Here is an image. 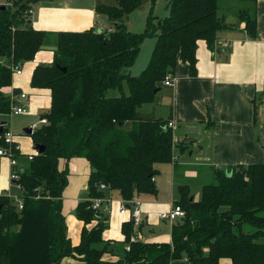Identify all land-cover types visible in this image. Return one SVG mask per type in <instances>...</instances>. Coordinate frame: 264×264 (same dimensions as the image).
I'll return each mask as SVG.
<instances>
[{
	"label": "trees",
	"instance_id": "trees-1",
	"mask_svg": "<svg viewBox=\"0 0 264 264\" xmlns=\"http://www.w3.org/2000/svg\"><path fill=\"white\" fill-rule=\"evenodd\" d=\"M41 1L14 0L0 10V59L6 62L23 67L55 37L53 63L36 66L31 78L33 88L51 93V107L40 116L47 123L31 135L34 145L45 151L33 155L29 167L19 172L23 210L0 195V264H62L66 257L86 264H264V163L217 171L199 200L189 185L180 186L176 204L185 217L173 225L172 243H131L119 260L105 258L110 253L103 240L107 218L93 209V199L114 194L124 201L158 194L159 166L171 163L176 152L174 132L169 120L138 114L156 102L165 78L174 75L180 62L197 75L199 41L218 52L219 33L232 27L218 15L219 0H168V16L156 22L150 15L143 33L129 31L125 20L146 0H117V5L96 8L113 23L112 30L56 34L31 24V9ZM240 21L255 39L256 19L242 11ZM147 37L155 38L150 61L140 75L132 76L129 69ZM12 84V71L0 65L1 115L11 110L7 91ZM114 89L120 95H109ZM73 158L86 159L91 166L89 198L76 210L85 223L78 246L67 236L63 194L69 170L60 168L62 160ZM101 184L109 188L101 190ZM95 220L97 226L88 229ZM134 225L130 221L123 226L127 244L135 235Z\"/></svg>",
	"mask_w": 264,
	"mask_h": 264
},
{
	"label": "crops",
	"instance_id": "crops-1",
	"mask_svg": "<svg viewBox=\"0 0 264 264\" xmlns=\"http://www.w3.org/2000/svg\"><path fill=\"white\" fill-rule=\"evenodd\" d=\"M225 1L228 8L224 9L223 14L219 9L218 15L232 27L219 33L218 42L228 41L231 44L230 49L215 54L209 49L206 41H199L197 75L192 76L188 63L180 62L173 75L174 85L163 89L154 104L146 105L140 111L141 115L153 114L155 118L169 120L175 125L174 142L178 153V160L173 164L172 182L163 187L158 186L160 167L168 163L161 164L156 177L158 194L142 196L139 199L142 216L140 224L134 225V233L141 236L140 241L172 243V227L179 220L171 223L160 218L161 213L171 209L177 202L169 201V185L174 195L177 193L178 199L179 187L189 185L195 200H199L193 193V187L203 188L204 185L212 183L217 171H227L234 166L264 163V0ZM99 4H103V0L41 1L31 9V24L34 29L51 34L84 32L90 29L99 32L110 31L113 29V23L106 16L97 13ZM230 8L236 12L234 17L227 15ZM242 11L256 19L255 39L248 36L246 24L240 21ZM136 16L127 18L125 24ZM54 45L55 37L52 38L50 47H45L32 62L22 67V75L13 77V84L7 91L9 95L21 92L28 94L29 100L25 104L28 107L27 113L32 108L37 111L44 107L45 103L41 102L40 94H47L48 98L43 113L51 107L50 91L33 88L31 78L36 66L53 63ZM218 47L216 45L217 50ZM41 52L45 53L43 58L37 59ZM29 69L31 77L29 83H25L22 79H25ZM26 85H29V88H26ZM123 89L125 93L129 92L125 82ZM7 124L11 129L10 123ZM14 135L15 141L21 146V153L17 158L20 168L19 159L22 156L35 155L37 151L35 145L34 152L30 149L28 140H21L20 135ZM73 159L75 161V158ZM0 160L4 168L0 174V195H6V190L10 188L12 167L8 159ZM73 161L62 160L60 168H69V184L63 194V215L67 224V236L73 246H78L85 223L77 218L76 210L80 202L89 198L91 166L83 158H76V161H79L77 164ZM73 168L77 169V173ZM111 198L110 209L106 213L107 228L103 233L104 242L110 244V253L106 254L105 258L119 260L124 258L128 248L123 226L131 220L129 215L120 214L123 200L117 194ZM160 221L169 223V230L165 234L151 233V239L144 237L141 230L146 226H160ZM95 223L96 221H93L86 227L92 229ZM118 244L123 245L122 250L125 253L121 254L122 250L118 249ZM227 263L231 264L230 261ZM62 264L86 263L66 257Z\"/></svg>",
	"mask_w": 264,
	"mask_h": 264
},
{
	"label": "rangeland",
	"instance_id": "rangeland-1",
	"mask_svg": "<svg viewBox=\"0 0 264 264\" xmlns=\"http://www.w3.org/2000/svg\"><path fill=\"white\" fill-rule=\"evenodd\" d=\"M3 2H4V0H0V4H3ZM103 4L117 5V0H103ZM226 4H227V2L225 0H220L219 9L221 11V14H223V11L225 8H228V7H226ZM152 14L155 17H157L155 19L156 22H157L158 18L164 19L166 16H168V14H169V2H168V0H156L154 3L151 0H146L143 3L142 7L139 9L138 13L135 14V15H137L136 18L134 20H128V22L126 23L128 26V30L133 32V33H143L147 28L148 19H149L150 15H152ZM227 15H232L234 17L236 15V12L234 9L230 8L227 11ZM51 42H52V38L49 40L47 47H50ZM154 45H155V38L147 37L144 40L140 54L138 56V60L135 63L136 65H134V67L129 69V72L132 76H137V75L141 74L144 71V69L147 67L149 60L151 58L153 49H154ZM44 54H45L44 52H41L39 54V56L37 57V59H40V58L42 59ZM143 64L145 66H142ZM30 73H31V70L30 69L27 70L26 75H25V79H22V81H24L25 83H26V81L28 82L30 77H31ZM26 88H29V85H26ZM166 88L167 87H164V89H166ZM120 93L121 92L119 91V89H117V90L114 89V90L109 91V95H111V96H117V95H120ZM40 98H42L41 102L45 103L43 108H39V110H37V111H34L32 108L28 111L27 114L12 115V116L6 118L7 119L6 121L10 123L12 132L14 134L20 135L21 140L22 139L28 140L29 145H30V149L33 152L35 151L34 146H33L34 143H33L31 135L26 133V129H29L34 125H38V126L41 125L40 115L43 113V110L45 111V109H46L45 106L47 105L46 103L48 102L47 94H40ZM71 160L73 161L74 159H71ZM73 162L75 164H77V162H79V161H76V158H75V161H73ZM30 163H31V160H28V157L22 156L19 159V167H20L19 169L21 170V169H24L26 167H29ZM173 164L174 163L171 161V163L164 164L160 167L161 168L160 169L161 174L158 177V186L163 187L164 185H168V184H170V182H172L171 178H172ZM3 169L4 168L2 167V163L0 160V174H1V171ZM74 170H75L74 172H76L77 169H74ZM11 171H12V168H11ZM10 180H11L10 188L6 190V192H7L6 195H9V197L11 199H13L16 196L17 197L20 196L21 191L18 188L17 184H15L13 182L11 177H10ZM214 181L215 180H212L211 182H214ZM162 192H165V190H162ZM193 193H194L195 197H197V199H200L201 195H202V188L200 186H194L193 187ZM160 194H161V192H160ZM167 196L169 197V201L171 203L179 200L177 193H176V195H174V192L171 191L170 185L168 188ZM95 221H96V223H95L94 227L97 226V224H98V220H95ZM159 225L160 226H151V227L146 226V228L141 230V232L144 235V237L150 238L149 235L151 233H155L156 235L165 234V232L167 230H169V228H170V224L167 222L166 223L161 222V224H159ZM165 243H168V242H165ZM99 247H103V245L100 244ZM122 248H123V245L118 244V249L122 250ZM122 253H125V251L122 250L121 254Z\"/></svg>",
	"mask_w": 264,
	"mask_h": 264
},
{
	"label": "built area",
	"instance_id": "built-area-1",
	"mask_svg": "<svg viewBox=\"0 0 264 264\" xmlns=\"http://www.w3.org/2000/svg\"><path fill=\"white\" fill-rule=\"evenodd\" d=\"M14 0H4L3 4H0L1 6L11 7L13 6ZM218 42V41H217ZM219 46V47H218ZM218 52L216 54H219V52H223L225 50L230 49L231 44L228 41L225 42H218L217 43ZM0 65L5 66L9 68L12 71V75L14 76H20L22 75V67L19 65H14L12 63L6 62L3 59H0ZM164 87H172L174 85V77L172 75H168L164 82ZM29 100V96L25 92H21L19 94H12L11 95V110L9 113L5 115L0 114V129H2V133H0L1 141L3 142V146L0 147V158H6L9 160L10 165L12 167V174L11 179L15 184H17V181L20 179V169L18 168L17 158L21 153V146L18 142L15 141V135L9 128L7 122L4 120V118H8L12 115H22L27 113L28 107H26V102ZM47 120L43 119L41 120V125L46 124ZM38 125H34L31 127L32 134L38 129ZM170 128H174L175 125L170 122L169 123ZM33 155L28 156L29 160L33 159ZM178 160V153L174 152L172 156V162L175 163ZM18 188L20 189L21 193L23 192V187L20 184H17ZM109 187L101 184L100 189L101 190H107ZM9 197V195H7ZM10 198V197H9ZM14 201V204L17 206L18 210L21 211L24 208L23 199L21 196H16L12 199ZM111 197H105V198H97L93 199V209L97 213H107L110 209L109 203L111 202ZM127 205H130V208H127ZM120 214L121 215H129L130 220L134 221L135 225H139L141 221L142 216V210H141V201L139 200H131V201H122V205L120 207ZM185 217V211L183 208L177 204H174L171 209H169L166 212H163L160 214V218L162 220L170 221L171 223L181 220ZM141 240L140 235H133L130 238V243L127 244V250H130V244L136 243ZM187 259H185L186 261Z\"/></svg>",
	"mask_w": 264,
	"mask_h": 264
},
{
	"label": "water",
	"instance_id": "water-1",
	"mask_svg": "<svg viewBox=\"0 0 264 264\" xmlns=\"http://www.w3.org/2000/svg\"><path fill=\"white\" fill-rule=\"evenodd\" d=\"M7 7L6 6H1L0 7V10L3 11V10H6ZM63 72H66L67 69L66 68H60ZM138 117L139 118H142V119H153L155 118L154 115H141V114H138ZM0 133H2V129H0ZM26 133L29 134V135H32V130L31 129H27L26 130ZM35 149L37 151L38 154H42L44 153L45 151V147L44 146H41V145H38V146H35ZM229 176H231V174H229ZM193 200V198L191 199V201ZM1 205H0V212H1ZM127 208L129 209L130 208V205H127Z\"/></svg>",
	"mask_w": 264,
	"mask_h": 264
}]
</instances>
